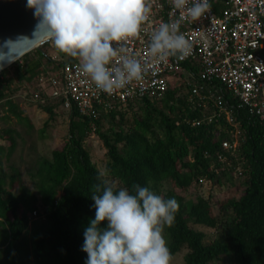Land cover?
<instances>
[{
	"label": "trees",
	"instance_id": "1",
	"mask_svg": "<svg viewBox=\"0 0 264 264\" xmlns=\"http://www.w3.org/2000/svg\"><path fill=\"white\" fill-rule=\"evenodd\" d=\"M53 46L44 42L0 71V102L18 120L30 125L13 101L23 89L51 118L55 109L70 116L68 135L50 156L30 158V184L11 161L20 133L0 127V264H85L83 233L95 217L91 188L101 171L84 144L92 132L106 148L108 179L129 190L139 183L179 202L174 224L164 229L172 257L185 248V264H264V121L241 107L219 82L200 81L199 67L190 62L183 66L195 77L186 72L184 82L170 84L159 98L100 104L87 114L65 109L60 98L38 87L40 75L61 68L63 61L48 52ZM195 83L203 84L199 95L192 92ZM209 90L222 96L233 123L208 97ZM0 118L8 122L10 115ZM235 138L234 151L223 148L224 140ZM234 171L236 179L243 177L237 196L220 201L197 192L183 194L203 180H232ZM201 227L224 234L207 238Z\"/></svg>",
	"mask_w": 264,
	"mask_h": 264
},
{
	"label": "clouds",
	"instance_id": "2",
	"mask_svg": "<svg viewBox=\"0 0 264 264\" xmlns=\"http://www.w3.org/2000/svg\"><path fill=\"white\" fill-rule=\"evenodd\" d=\"M175 18L151 23L155 0H27L37 27L61 53L78 61V71L96 89L112 95L133 82L143 81L157 64L183 60L193 43L181 31L211 11L209 0H169ZM144 33L146 55L129 47ZM106 170L92 185L95 217L84 229L81 251L85 264H171L164 236L179 210L175 198L165 199L147 186L131 190L111 181ZM107 222L102 227V222Z\"/></svg>",
	"mask_w": 264,
	"mask_h": 264
},
{
	"label": "built area",
	"instance_id": "3",
	"mask_svg": "<svg viewBox=\"0 0 264 264\" xmlns=\"http://www.w3.org/2000/svg\"><path fill=\"white\" fill-rule=\"evenodd\" d=\"M209 3L211 11L208 14L199 21L182 25L181 31L193 43L192 54L186 59L169 58L157 64L154 73L150 72L143 81L133 82L112 95L96 89L94 83L78 71L77 60L63 61L59 71L40 75L39 90L51 98H60L65 109L76 107L80 113L87 114L100 104L111 106L114 101L159 98L170 86V73L184 71L195 77L191 69L183 66L190 62L199 67L200 81L219 82L241 107L264 121V0H209ZM175 16L169 0H155L151 16L153 26ZM147 42L148 38L142 32L129 41V47L146 55ZM202 88L203 84H193V94L199 95ZM208 97L233 123L229 106L221 105L222 96L209 90ZM211 119L212 116L209 121ZM237 133L238 130L234 135ZM237 144V138L222 142L224 149L232 151ZM219 157L223 159L221 155Z\"/></svg>",
	"mask_w": 264,
	"mask_h": 264
},
{
	"label": "rangeland",
	"instance_id": "4",
	"mask_svg": "<svg viewBox=\"0 0 264 264\" xmlns=\"http://www.w3.org/2000/svg\"><path fill=\"white\" fill-rule=\"evenodd\" d=\"M50 42V40L48 41ZM51 44L48 46L50 47ZM47 46V47H48ZM53 56L57 57L60 61L76 60L59 52L54 46L49 51ZM187 73L184 72L181 76H176L174 73L169 74L170 84H179L185 81ZM15 84V82H14ZM34 97L27 98L26 92L23 90L16 93L13 97V101L16 102L22 111V116L29 119V124H26L24 120H18L14 115L9 113L4 104V100L0 102V115L9 114L10 120L8 122L0 118V127L12 126L20 133L16 149L11 156V161L20 165L23 182L30 184L29 177L27 175V166L31 157L37 154H44L50 156L51 150L59 145L68 135V127L70 116L68 111H59L55 109V116L52 118L50 114L43 108L32 104ZM47 122V124H46ZM85 146L89 149L92 160L96 163L100 170H105V164L107 161L106 148L104 147L101 139L95 133H91L87 136L84 142ZM4 163H6L5 157H3ZM234 176V178H233ZM237 172L232 173V180L223 178L221 184L213 183L211 181L203 180L201 185L194 188L191 187L183 194L187 195L192 192H197L204 196H213L214 200H224L225 198L237 196L240 194L241 185L240 181L243 179H236ZM168 186V183H164V187ZM218 205L214 206V211L217 212ZM37 217V216H36ZM207 234V238H213L214 236H223V232L220 229L201 227ZM186 249L178 251L171 261V264H185L184 254Z\"/></svg>",
	"mask_w": 264,
	"mask_h": 264
},
{
	"label": "water",
	"instance_id": "5",
	"mask_svg": "<svg viewBox=\"0 0 264 264\" xmlns=\"http://www.w3.org/2000/svg\"><path fill=\"white\" fill-rule=\"evenodd\" d=\"M37 25L27 0H0V71L49 41Z\"/></svg>",
	"mask_w": 264,
	"mask_h": 264
}]
</instances>
